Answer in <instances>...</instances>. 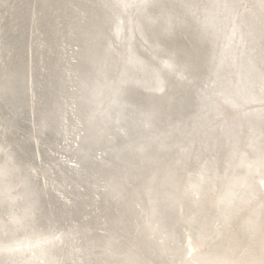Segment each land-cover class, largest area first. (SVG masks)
<instances>
[{"label": "bare ground", "instance_id": "obj_1", "mask_svg": "<svg viewBox=\"0 0 264 264\" xmlns=\"http://www.w3.org/2000/svg\"><path fill=\"white\" fill-rule=\"evenodd\" d=\"M0 264H264V0H0Z\"/></svg>", "mask_w": 264, "mask_h": 264}]
</instances>
